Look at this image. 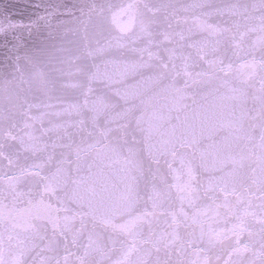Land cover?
<instances>
[{
	"label": "clouds",
	"instance_id": "obj_1",
	"mask_svg": "<svg viewBox=\"0 0 264 264\" xmlns=\"http://www.w3.org/2000/svg\"><path fill=\"white\" fill-rule=\"evenodd\" d=\"M74 7L79 15L60 20L55 37L71 42L73 82H58V94H45L39 103L26 101L29 111L44 108L32 124L25 122L28 138L41 142L42 155L34 163L44 176L24 184L0 181L4 234L24 241L17 262L30 256L24 264H78L83 254L94 258L87 264H121L118 252L129 241L146 234L163 238L172 228L161 249L145 251L155 256L147 264H201L195 230L180 233L173 225L181 217L195 223L200 214L203 189L194 179L203 158L198 133L204 120L217 115L213 102L224 69L218 59H206L195 46L184 49L179 41L172 49H152L148 26L158 23L160 11L154 4L129 5L124 30L112 27V7L104 0ZM173 7L175 15L203 6ZM259 11L264 20V4ZM129 65L139 79L129 82ZM44 120L48 128L38 134L35 124ZM12 138L6 133L0 139ZM153 143L160 145L154 151ZM20 167L16 157L0 152V172ZM17 208L22 233L7 220ZM202 242L207 257L217 245Z\"/></svg>",
	"mask_w": 264,
	"mask_h": 264
},
{
	"label": "water",
	"instance_id": "obj_2",
	"mask_svg": "<svg viewBox=\"0 0 264 264\" xmlns=\"http://www.w3.org/2000/svg\"><path fill=\"white\" fill-rule=\"evenodd\" d=\"M83 2L86 0H0V138L6 133L13 137L0 139V152L16 157L21 166L15 173L0 172V181L19 180L24 184L44 176L34 163L42 155L41 142L30 140L25 126V122L32 124L31 117L44 108L29 111L26 101L39 103L45 94H58V82L61 86L73 82L74 69L67 55L71 42L55 37L58 22L79 15L74 5L82 6ZM104 2L112 7L110 23L117 30L127 27L129 5H156L160 9L156 13L158 23L148 26L154 33L152 49H172L179 41L184 49L191 51L195 46L207 53L206 59L220 61L223 79L213 102L217 115L204 120L198 133L203 158L194 179L203 189L200 214L195 223L181 217L173 227L180 233L195 230V247L201 254L196 259L201 264H264V20L259 11L264 0ZM181 3L203 7L173 15V6ZM181 29L184 35L179 34ZM127 71L132 73L129 82L139 79L134 66L129 65ZM130 92L134 94L135 89ZM35 127L39 134V130L48 128V121ZM159 146L153 143L150 147L154 151ZM160 164L163 169L168 167L163 160ZM7 220L18 225L16 233L24 231L19 208ZM5 223L0 206V264H24L25 259H31L19 256L17 262L18 248L24 241L19 236L9 241L4 234ZM172 230L169 228L163 238L146 234L138 242L129 241L118 252L121 264L155 260L145 251L161 249L165 240L171 239ZM209 239L217 246L205 257L202 241ZM93 259L81 254L78 264Z\"/></svg>",
	"mask_w": 264,
	"mask_h": 264
}]
</instances>
